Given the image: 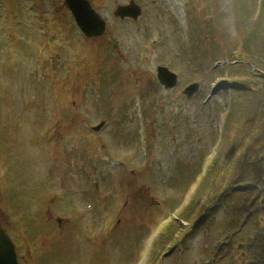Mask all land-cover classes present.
Returning a JSON list of instances; mask_svg holds the SVG:
<instances>
[{
	"label": "rangeland",
	"instance_id": "1",
	"mask_svg": "<svg viewBox=\"0 0 264 264\" xmlns=\"http://www.w3.org/2000/svg\"><path fill=\"white\" fill-rule=\"evenodd\" d=\"M128 1L90 0L107 26L87 38L63 0H0V225L19 264L209 261L231 198L194 222L178 210L248 108L227 59L261 0H135L136 20L115 17Z\"/></svg>",
	"mask_w": 264,
	"mask_h": 264
},
{
	"label": "trees",
	"instance_id": "2",
	"mask_svg": "<svg viewBox=\"0 0 264 264\" xmlns=\"http://www.w3.org/2000/svg\"><path fill=\"white\" fill-rule=\"evenodd\" d=\"M261 7L242 40L243 53L236 48L230 52L234 54L232 60L239 53L249 61L244 78L240 77V66H229L234 87H246L241 92L248 108L229 136L219 143L190 199L178 212L179 218L194 222L231 198L225 222L208 250L207 264H264V0ZM173 224L159 235L163 245L177 236Z\"/></svg>",
	"mask_w": 264,
	"mask_h": 264
},
{
	"label": "water",
	"instance_id": "3",
	"mask_svg": "<svg viewBox=\"0 0 264 264\" xmlns=\"http://www.w3.org/2000/svg\"><path fill=\"white\" fill-rule=\"evenodd\" d=\"M64 5L69 8L77 25L88 37L99 36L105 30V20L92 8L88 0H64ZM140 14V8L131 1L127 5H119L115 15L136 19ZM114 42V41H113ZM115 45V43H114ZM157 76L165 87H173L177 77L167 67L159 66ZM198 84L193 83L185 88L187 96L197 89ZM99 127V126H98ZM0 264H17L15 249L7 234L0 227Z\"/></svg>",
	"mask_w": 264,
	"mask_h": 264
}]
</instances>
